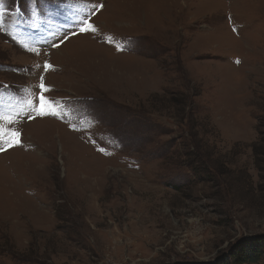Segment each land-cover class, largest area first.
I'll return each mask as SVG.
<instances>
[{
	"label": "rangeland",
	"instance_id": "rangeland-1",
	"mask_svg": "<svg viewBox=\"0 0 264 264\" xmlns=\"http://www.w3.org/2000/svg\"><path fill=\"white\" fill-rule=\"evenodd\" d=\"M41 82L57 116L28 103ZM0 115L21 134L0 264H222L264 240V0H0Z\"/></svg>",
	"mask_w": 264,
	"mask_h": 264
},
{
	"label": "snow or ice",
	"instance_id": "snow-or-ice-1",
	"mask_svg": "<svg viewBox=\"0 0 264 264\" xmlns=\"http://www.w3.org/2000/svg\"><path fill=\"white\" fill-rule=\"evenodd\" d=\"M99 7L102 8L103 5H100ZM229 19L231 20V17H229ZM80 31L85 34L89 32L93 34L96 33L97 31L96 27L94 26L93 23L90 22V16L85 19L84 23L82 24L80 28ZM233 31L237 32L238 34V30L235 27L233 28ZM54 46L58 47L59 45H54ZM236 63L239 64L240 61L237 60ZM52 67L53 66L50 64L44 65L45 69H51ZM40 79L41 81H43L44 79L43 75H41ZM4 87H7V86H4ZM49 90L50 89L46 87L43 82H41L40 92L38 94V100L28 101L32 111L38 112L39 116H45V115L57 116L58 115V112L54 108V101L48 99L45 95L47 92H49ZM0 121H7L9 125L15 123V120L13 119L12 116L0 115ZM5 138H6V144L0 147V152L7 151L12 147H15L21 144V134L19 132L5 130L3 128H0V140H3ZM101 151H103V149H101Z\"/></svg>",
	"mask_w": 264,
	"mask_h": 264
},
{
	"label": "trees",
	"instance_id": "trees-1",
	"mask_svg": "<svg viewBox=\"0 0 264 264\" xmlns=\"http://www.w3.org/2000/svg\"><path fill=\"white\" fill-rule=\"evenodd\" d=\"M264 154V147L261 149ZM230 257L223 260L222 264H244L248 262H257L264 254V240H244L232 252Z\"/></svg>",
	"mask_w": 264,
	"mask_h": 264
},
{
	"label": "bare ground",
	"instance_id": "bare-ground-1",
	"mask_svg": "<svg viewBox=\"0 0 264 264\" xmlns=\"http://www.w3.org/2000/svg\"><path fill=\"white\" fill-rule=\"evenodd\" d=\"M84 48V47H83Z\"/></svg>",
	"mask_w": 264,
	"mask_h": 264
}]
</instances>
